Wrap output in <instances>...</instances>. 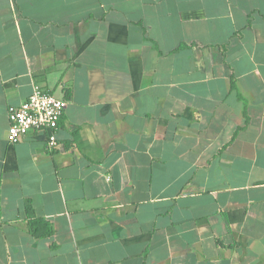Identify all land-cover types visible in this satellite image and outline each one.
I'll return each mask as SVG.
<instances>
[{
  "label": "crops",
  "instance_id": "0c3cea01",
  "mask_svg": "<svg viewBox=\"0 0 264 264\" xmlns=\"http://www.w3.org/2000/svg\"><path fill=\"white\" fill-rule=\"evenodd\" d=\"M0 264H264V0H0Z\"/></svg>",
  "mask_w": 264,
  "mask_h": 264
},
{
  "label": "built area",
  "instance_id": "2783aa9c",
  "mask_svg": "<svg viewBox=\"0 0 264 264\" xmlns=\"http://www.w3.org/2000/svg\"><path fill=\"white\" fill-rule=\"evenodd\" d=\"M65 107L64 99L55 97L34 84L23 102L7 107V142L16 143L28 131L34 130L44 136L46 147H56L55 131Z\"/></svg>",
  "mask_w": 264,
  "mask_h": 264
},
{
  "label": "trees",
  "instance_id": "16d2710c",
  "mask_svg": "<svg viewBox=\"0 0 264 264\" xmlns=\"http://www.w3.org/2000/svg\"><path fill=\"white\" fill-rule=\"evenodd\" d=\"M25 210H26V216L28 218V226H29L28 228L30 234L33 237L35 238L46 237L53 232L51 224L45 219L36 217L30 206H27Z\"/></svg>",
  "mask_w": 264,
  "mask_h": 264
}]
</instances>
